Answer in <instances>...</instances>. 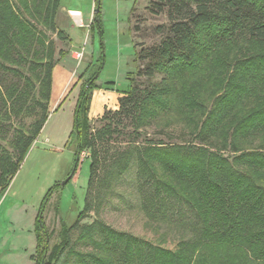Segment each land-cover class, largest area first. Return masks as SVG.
Returning <instances> with one entry per match:
<instances>
[{"label": "trees", "instance_id": "16d2710c", "mask_svg": "<svg viewBox=\"0 0 264 264\" xmlns=\"http://www.w3.org/2000/svg\"><path fill=\"white\" fill-rule=\"evenodd\" d=\"M148 1L154 14L167 17V22L155 29L158 42L136 54L137 76L150 83L144 88L133 83L128 91L118 90L119 110L105 111L101 118L105 124L94 130L88 117L90 102L93 91L102 87L95 79L85 82L68 145L74 150L76 169L80 155L90 151L88 187H93L102 165L101 147L113 141L121 127L130 126V135L139 139L148 127L157 124L159 135L180 140L133 145L116 159L119 167L113 176L126 171L135 159L145 179L140 187L145 215L157 223L165 220L185 227L193 235L169 249L117 231L100 220L83 223L93 210L86 198L75 222L62 226V244L49 253L44 213L57 184L38 214L34 262L264 264V54L242 67L245 73L250 71L252 80L246 79L252 84L245 90L246 100L237 95L244 93H240L242 89L230 91L201 124L195 120L192 124L190 119L192 126L185 127L178 121L182 125L178 135L171 129L175 124L162 123L169 116L185 122L188 116L197 115L200 107L188 101V92H181L180 78L197 69L199 59L220 46L219 39L264 46V0ZM62 7V0H0V101L6 107L4 116L19 118L24 109L29 114L40 110L27 131L14 134V153L0 141L1 194L9 188L50 116L56 50L54 41L35 25L65 40L57 24ZM94 22H98L97 15ZM59 54L66 56L63 51ZM10 75L15 80L6 86L4 80ZM158 75L162 80L151 83ZM2 128L0 122L5 141L8 136ZM183 205L195 212L196 221L172 219Z\"/></svg>", "mask_w": 264, "mask_h": 264}, {"label": "rangeland", "instance_id": "374dc122", "mask_svg": "<svg viewBox=\"0 0 264 264\" xmlns=\"http://www.w3.org/2000/svg\"><path fill=\"white\" fill-rule=\"evenodd\" d=\"M62 6L66 12L59 13L57 24L65 34V40L35 25L38 31L42 30L54 41L56 50L50 116L9 188L2 194L0 192V264H35L38 214L49 191L57 184L44 213L49 234V253L62 244V226H70L75 222L85 207L86 198L90 200L93 210L83 223L91 224L100 220L117 231L131 233L173 249L178 242L190 238L193 232L173 223L170 225L165 220L154 222L145 215L141 209L143 194L140 191L145 179L141 178L135 159L117 177L113 173L119 167L115 163L116 159L133 145L144 146L149 142L160 141L167 144L181 143L180 140L159 135L157 124L148 127L139 139L130 135L132 128L129 125L121 127L120 134L101 147L102 165L93 187H88L92 161L90 151L85 150L80 155L76 169L75 153L68 145L74 130L75 110L85 82L95 79V84L102 87L93 91L90 102L88 117L94 130L105 124L101 121L105 111L119 110L121 95L118 90L128 91L133 83L142 88L150 83L137 76L136 54L143 47L158 42L160 36L155 29L166 23L167 17L154 14L148 0H62ZM70 10L82 12L84 26H79L78 19L74 17L80 14H69ZM95 15L98 16V22H94ZM219 40L220 46L215 51L199 59L197 69L188 71L180 78L181 92H188V101H193L194 105L197 102L200 109L197 115L193 118L192 115L188 116L185 122L178 117L164 118L162 123L175 124L171 129L177 131L176 135L182 128L181 124H177L178 121H182L185 127L191 125L190 119H193L192 124L194 120L201 124L216 107L215 104L223 101L230 91L242 89L240 93H244L237 95L246 100L245 90L252 84L249 81L250 71L246 70L247 74L242 71V67L261 57L264 46L245 41L233 44L224 39ZM60 51L66 53L64 58H61ZM76 53H82V56L77 58ZM162 78V75H158L151 83H159ZM13 80V75L8 76L4 80L5 85L8 86ZM2 86L1 89H5L3 83ZM98 90L113 93L118 98L108 100L104 113L94 118L90 112L93 100L98 98H94ZM23 111L19 118L12 116L8 119V116H4L6 107L0 101V122L8 136L3 141V132H0V141L12 153V140L16 131H27L40 114L38 108L36 112L30 111L32 115L25 109ZM124 123L128 124V121ZM71 176L69 182L63 185ZM179 211L172 219L197 220L195 212L187 205L181 206Z\"/></svg>", "mask_w": 264, "mask_h": 264}, {"label": "crops", "instance_id": "0c3cea01", "mask_svg": "<svg viewBox=\"0 0 264 264\" xmlns=\"http://www.w3.org/2000/svg\"><path fill=\"white\" fill-rule=\"evenodd\" d=\"M64 11H65V7H62L60 12H64ZM72 13H79L82 16V12L80 10H70L69 14H72ZM96 96L98 98L97 100L96 99L93 100V104H92V108L90 112V115L93 116L94 118H97L98 116L104 113L105 107L109 102L108 100L110 99L114 100V98H118L115 94L110 93V92H105L103 90L95 91L94 98H96Z\"/></svg>", "mask_w": 264, "mask_h": 264}, {"label": "built area", "instance_id": "2783aa9c", "mask_svg": "<svg viewBox=\"0 0 264 264\" xmlns=\"http://www.w3.org/2000/svg\"><path fill=\"white\" fill-rule=\"evenodd\" d=\"M72 16H74V15H72ZM74 17H76L77 19H78V21H79V26H84L83 25V20H82V16L81 15H79V16H74ZM76 55H77V58L79 57H81L82 56V53H76Z\"/></svg>", "mask_w": 264, "mask_h": 264}, {"label": "water", "instance_id": "95a60500", "mask_svg": "<svg viewBox=\"0 0 264 264\" xmlns=\"http://www.w3.org/2000/svg\"><path fill=\"white\" fill-rule=\"evenodd\" d=\"M96 12H97V11H96ZM71 178H72V176H71L67 181H65V182L63 183V185L67 184Z\"/></svg>", "mask_w": 264, "mask_h": 264}]
</instances>
